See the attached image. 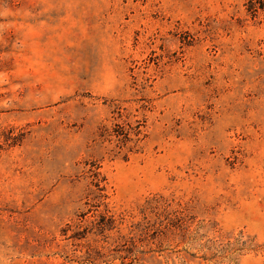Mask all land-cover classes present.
Returning <instances> with one entry per match:
<instances>
[{"label":"rangeland","instance_id":"374dc122","mask_svg":"<svg viewBox=\"0 0 264 264\" xmlns=\"http://www.w3.org/2000/svg\"><path fill=\"white\" fill-rule=\"evenodd\" d=\"M0 264H264V0H0Z\"/></svg>","mask_w":264,"mask_h":264},{"label":"trees","instance_id":"16d2710c","mask_svg":"<svg viewBox=\"0 0 264 264\" xmlns=\"http://www.w3.org/2000/svg\"><path fill=\"white\" fill-rule=\"evenodd\" d=\"M165 208H166V207H165ZM165 208H163V209L167 211V209H165ZM167 212H168V211H167ZM179 212H180L179 209H175V210L172 209V212H171V213H174V214H175V213H179Z\"/></svg>","mask_w":264,"mask_h":264}]
</instances>
